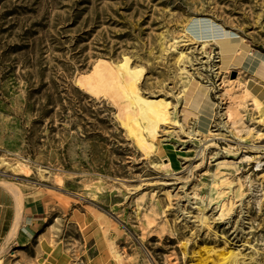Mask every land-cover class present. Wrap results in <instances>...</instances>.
Instances as JSON below:
<instances>
[{"label":"rangeland","instance_id":"obj_1","mask_svg":"<svg viewBox=\"0 0 264 264\" xmlns=\"http://www.w3.org/2000/svg\"><path fill=\"white\" fill-rule=\"evenodd\" d=\"M195 18L234 39L200 37ZM237 45L264 54V0H0V184L44 207L0 261L107 264L114 246L124 264H217L231 249L264 264V109L245 100L240 133L226 113L225 88L254 74ZM100 58L127 59L139 93L170 102L152 149L78 82Z\"/></svg>","mask_w":264,"mask_h":264},{"label":"bare ground","instance_id":"obj_2","mask_svg":"<svg viewBox=\"0 0 264 264\" xmlns=\"http://www.w3.org/2000/svg\"><path fill=\"white\" fill-rule=\"evenodd\" d=\"M194 22L196 27L201 32L200 37H212L214 40L223 41L231 39L232 32L226 31L224 27L214 23L212 20L208 22L207 18H195ZM236 37L235 39H237ZM220 42V43H223ZM240 43H245L244 40ZM204 46V45H203ZM221 45V52H224ZM237 55H245L247 62L245 68L256 71L249 79L242 83L238 93L234 90L233 86L225 88L224 92L228 95V106L226 113L228 120L231 123L236 133H240L247 128V124L244 120V114L241 111V106L245 100H250L254 109H264V54L258 50L249 51L242 45H237L235 48ZM226 55V54H225ZM126 61L121 63V67L115 66L110 60L100 58L89 73L80 74L77 79L78 82L86 87L94 94H105L114 101L117 105L120 116H124L129 123L130 131L134 134L136 140L146 149L150 150L153 147V141L158 135V129L161 125H167L170 123V102L165 100L154 98L153 96H142L139 93L137 87V78L131 74L130 68L125 69ZM126 70V74L125 73ZM142 69H137L135 72H141ZM151 138V139H149ZM252 155H246L245 160H253ZM261 163H259V168ZM15 170L20 173L26 171V166L22 163H17L14 166ZM262 169V168H261ZM4 186L8 187L19 195L20 206L22 205L23 194L21 188L11 182H2ZM21 218H17L10 236H14L20 227ZM99 243H101L102 235L96 233ZM223 249V248H222ZM21 253L23 250H20ZM218 251V250H217ZM232 249L229 250L230 255L223 257V261L217 264H237V257L233 253ZM25 254V253H24ZM109 260L107 264H124L122 254L113 246L111 254H109ZM102 261H97L101 263ZM0 264H9L8 261L2 259ZM21 264V263H18ZM152 264V263H147Z\"/></svg>","mask_w":264,"mask_h":264},{"label":"crops","instance_id":"obj_3","mask_svg":"<svg viewBox=\"0 0 264 264\" xmlns=\"http://www.w3.org/2000/svg\"><path fill=\"white\" fill-rule=\"evenodd\" d=\"M235 52L233 53L237 55L238 52ZM253 73H256L255 69ZM261 81L264 82V79H261ZM18 198L19 195L14 191L0 184V247L2 242L9 238L10 232L19 216L21 224L27 218L32 222H36L43 215V203H38L39 200L36 197L26 194L22 197L21 206Z\"/></svg>","mask_w":264,"mask_h":264},{"label":"built area","instance_id":"obj_4","mask_svg":"<svg viewBox=\"0 0 264 264\" xmlns=\"http://www.w3.org/2000/svg\"><path fill=\"white\" fill-rule=\"evenodd\" d=\"M260 167H261V168H263V167H264V160H263V162H261V165H260Z\"/></svg>","mask_w":264,"mask_h":264}]
</instances>
